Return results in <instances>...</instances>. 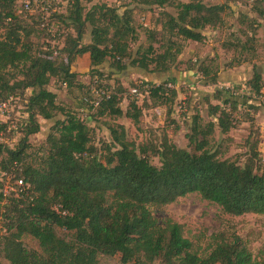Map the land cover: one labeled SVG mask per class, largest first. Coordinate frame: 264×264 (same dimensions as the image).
Masks as SVG:
<instances>
[{
    "label": "trees",
    "instance_id": "16d2710c",
    "mask_svg": "<svg viewBox=\"0 0 264 264\" xmlns=\"http://www.w3.org/2000/svg\"><path fill=\"white\" fill-rule=\"evenodd\" d=\"M16 1L0 0V106L18 99L25 117L0 121V138L12 127L20 134L14 148L0 143V174L13 182L22 180L23 190L4 196L0 178V258L7 264H99L100 256L117 257L120 264H264V252L255 260L250 240L237 234L231 224L213 234L203 251L185 235L182 224L154 215L196 194L223 215L264 217V163L255 143L248 142L243 165L220 159L211 146L216 127L221 134L233 127L237 105L257 111L264 103V81L256 67L245 83L248 96L243 101L226 95V89L201 97L210 121L203 122L198 112L191 114L185 149L178 148L166 133L158 142L134 144L120 125H107L110 141L96 145L87 121L65 112L56 94L48 90L55 79L67 89L83 91L85 86L77 82L70 67L77 56L88 54L89 74L97 77L92 90H84L88 96L81 102L94 112L89 121L123 116L136 124L147 101L166 107L169 118L177 98L176 89L167 87L169 82L132 84L135 97L124 112L119 103L127 91L107 82L128 66L147 75L171 74L183 48L176 40L201 42L204 30L220 25L230 6L200 0H131L135 6L171 10L160 11L157 20L166 34L164 47H153L151 30L150 43L132 54L130 43L136 39L132 9L95 4L86 10L84 3L89 0H63L65 13L49 16L51 22L66 28L58 37L59 45L47 44L34 52L30 38L50 39L48 23L40 27V15L29 23L17 14ZM262 1H255L251 12L264 19ZM238 18L241 23L246 20L253 32L260 28L247 14ZM87 28L90 41L84 43ZM254 43L251 37L223 47L253 55ZM246 60H233L230 65ZM185 72L189 80L199 73L206 85L217 81L216 73L202 63L186 67ZM94 92L100 98H89ZM141 93L146 97L138 106L136 96ZM211 98L220 104L212 105ZM57 113L63 118L55 120ZM40 119L55 122L45 144L34 150L29 138L39 133ZM171 124L176 133L178 126L173 120ZM31 154L33 159L28 160ZM27 238L36 248L27 246Z\"/></svg>",
    "mask_w": 264,
    "mask_h": 264
},
{
    "label": "rangeland",
    "instance_id": "374dc122",
    "mask_svg": "<svg viewBox=\"0 0 264 264\" xmlns=\"http://www.w3.org/2000/svg\"><path fill=\"white\" fill-rule=\"evenodd\" d=\"M181 2H189L191 0H179ZM205 4H227L231 11L222 14V23L216 27L206 28L203 32L204 38L201 42L180 41L183 48L177 57L176 65L172 66L171 74L155 73L147 75L134 67H126L123 71L114 74L112 79L107 82L113 88L121 86L127 92L120 96V108L126 111L128 103L135 97L132 94V84L141 83L143 81L150 82V85L160 84L161 82H169L177 91V98L172 105V113L169 118L166 116L167 108L164 106H156L153 102L147 101L142 104V100L146 97L143 93L136 97L138 106L143 105L141 117L138 123H133L130 119L123 116L117 117H97L90 120L89 117L94 113L90 111L87 104H83L84 90L91 89L97 77L89 74V57L88 54L77 56L70 67V73L76 75V80L85 86L84 90L72 88L67 89L65 86L59 85L55 79L51 80L48 90L54 92L57 96V104L65 112H72L76 116L87 121V125L93 131V141L96 145L99 142L110 141L107 125L116 127L122 126L126 139L134 144H141L145 141L152 140L158 142L163 133H166L171 141L178 147L185 149L187 140L185 135L188 132L189 117L191 114L198 112L203 122L210 121L207 114V105L204 104L203 98L205 94L211 97L214 92L226 89V95L232 94L238 102L243 101L248 96V89L245 83L251 78L253 67H256L261 73L264 81V19L258 18L251 7L255 1L260 0H200ZM29 3V9L25 10L24 3ZM95 4H104L109 7L130 8L133 11V25L136 29V39L130 43V52L133 54L138 46L146 47L150 42L147 40L148 31L154 30L155 43H152L156 50L164 47L165 33L161 31V24L157 21L160 11H171L170 9H148L132 4L131 0H89L84 3L86 10ZM264 9V0L260 7ZM66 1L63 0H17L15 10L22 18L29 23L34 22V18L40 15V27L46 26L50 32V39L38 38L32 36L30 38L33 43L34 52L46 49L45 46L50 45L51 48L59 45L58 37L66 32L64 25L51 22L49 18L53 13H65ZM239 14H247L248 20H255L260 28L251 31L246 20L242 23L239 20ZM43 22V23H42ZM47 28V27H46ZM89 28L86 30L84 43H88ZM255 41V53L236 54V51L228 50L223 47L224 43L236 44L237 40L244 42L251 38ZM158 53V52H157ZM246 61L238 66L230 65L233 60ZM204 64L210 71L216 73L217 81L214 85L207 84L199 73L191 75L190 80L186 79L185 68L193 64ZM101 80V79H99ZM209 82V79H207ZM90 84V85H89ZM94 86V85H93ZM95 89V87H93ZM111 88V87H110ZM147 88V87H146ZM193 88V90H191ZM92 90V89H91ZM98 92V91H97ZM264 93V88L262 89ZM88 96V95H87ZM86 96V97H87ZM89 98H100L101 94L95 93L89 95ZM193 96V98H192ZM255 98L254 96L252 97ZM85 103V102H84ZM193 109H191V107ZM212 105L220 104L218 101L210 99ZM22 102L20 100L13 101L9 106V118L20 121L22 114ZM233 127L226 133L221 134L216 127L212 136L211 146L218 152L220 159L231 160L243 165L246 156L249 154L248 142H254L256 149L259 151V158L264 163V103H260L257 111L246 109L242 104L237 105L236 111L232 112ZM63 115L57 113L55 120L62 119ZM88 119V120H87ZM5 113L0 106V121L5 122ZM53 121L39 120V133L31 136L29 142L34 150L45 144ZM178 126L176 133H172L174 124ZM10 128L0 138V143L14 148L20 138V134ZM33 156L28 158L32 160ZM155 165H158L157 159H152ZM1 181L4 183L7 177L0 174ZM14 183L11 181V186ZM157 218L168 216L176 222L184 226L185 235L199 246L200 250L206 251L208 248L210 237L222 229L226 224H231L237 234L245 239L250 240L251 251L255 260H258L264 252V217L256 215H243L240 217H230L221 214L219 208L202 200L196 194H190L179 199L175 203L165 207L162 213L154 214ZM27 246L36 248V244L25 239ZM0 264L7 262L0 258ZM99 264H120L117 257L100 256Z\"/></svg>",
    "mask_w": 264,
    "mask_h": 264
},
{
    "label": "built area",
    "instance_id": "2783aa9c",
    "mask_svg": "<svg viewBox=\"0 0 264 264\" xmlns=\"http://www.w3.org/2000/svg\"><path fill=\"white\" fill-rule=\"evenodd\" d=\"M29 6L30 5H29L28 2L24 3L25 10H28L29 9ZM167 87L168 88H172V85L170 83H168ZM12 102H13L12 99H10L9 101H7L6 103H3L1 105V108L3 109V112L5 113V118L6 119L9 118V106L11 105ZM12 128H14V127H12ZM13 183H14V185L11 186V177L10 176H7V180L4 183L3 190H2L4 196H6L7 193H9V192H15L16 189H19L20 191L23 190L22 180H16Z\"/></svg>",
    "mask_w": 264,
    "mask_h": 264
}]
</instances>
